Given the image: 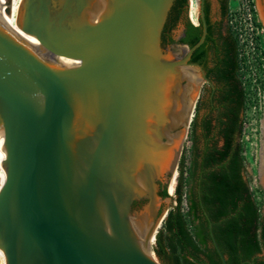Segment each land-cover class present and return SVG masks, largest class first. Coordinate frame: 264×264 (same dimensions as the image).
Listing matches in <instances>:
<instances>
[{"label":"water","instance_id":"obj_1","mask_svg":"<svg viewBox=\"0 0 264 264\" xmlns=\"http://www.w3.org/2000/svg\"><path fill=\"white\" fill-rule=\"evenodd\" d=\"M174 2L23 0L16 38L0 0L7 264H161L147 255V239L167 217L159 183L178 173L191 130L200 83L186 65L209 83L190 63L205 42V19L193 48H168L186 49L182 59L162 46ZM260 182L264 188L261 167ZM136 201L144 204L134 209Z\"/></svg>","mask_w":264,"mask_h":264},{"label":"trees","instance_id":"obj_2","mask_svg":"<svg viewBox=\"0 0 264 264\" xmlns=\"http://www.w3.org/2000/svg\"><path fill=\"white\" fill-rule=\"evenodd\" d=\"M221 5L222 20L212 22L211 6L206 4L208 33L190 59L203 68L209 83L203 87L191 125L189 166L185 149L179 165L176 204L156 236L153 252L161 264H223L211 232L227 264H264V213L251 188L244 156L247 92L240 75V45L228 26L229 0ZM188 14L189 0H175L163 34H170L185 16V36L178 43L193 48L204 24L202 20L193 24ZM171 186L164 187L163 199L171 197Z\"/></svg>","mask_w":264,"mask_h":264},{"label":"rangeland","instance_id":"obj_3","mask_svg":"<svg viewBox=\"0 0 264 264\" xmlns=\"http://www.w3.org/2000/svg\"><path fill=\"white\" fill-rule=\"evenodd\" d=\"M212 3L215 12L216 0H212ZM229 8L228 26L239 41L241 59L240 75L247 92L243 138L246 170L255 198L262 213H264V188L260 182V167L262 165V152L264 149V35L261 31H259L261 35H258L257 31V26L260 28L264 26L258 19L255 0H250V3L248 0H229ZM249 13L253 14V26L251 25V21L248 20ZM188 17L192 22L190 18V6ZM180 33L181 29L179 28L175 31V37H178ZM166 48L168 53L175 50H168L170 46H166ZM198 71L201 74L199 69ZM205 84L206 83H203L202 85L201 94ZM188 140L185 144L187 166H189L191 154V143L190 140L188 143ZM178 174L179 171L177 173V178ZM177 178L175 184L171 186L173 190V192L170 193L171 197L163 201L162 215H164L171 206L176 204L174 199L176 197L175 187ZM163 186H167L169 189L170 185L164 182ZM184 210L187 211L186 200L184 202ZM162 226L161 224L159 230ZM189 227L193 230L191 224H189ZM155 245L156 241L154 242L153 248Z\"/></svg>","mask_w":264,"mask_h":264},{"label":"bare ground","instance_id":"obj_4","mask_svg":"<svg viewBox=\"0 0 264 264\" xmlns=\"http://www.w3.org/2000/svg\"><path fill=\"white\" fill-rule=\"evenodd\" d=\"M200 1L201 0H190V12H191V20L193 22H196V19L199 15V10H200ZM23 0H7V10L10 9V12L6 13V22H5V29L7 31H9L12 35H14L16 38L20 32V19H21V15L19 16V10L21 8ZM258 7L260 10V13L262 16H264V0H258ZM179 49V50H178ZM178 50V51H177ZM177 51V52H176ZM176 51H170V56L172 57V60L175 61L176 59H182L184 57V54L187 53L186 49H181V48H177ZM188 66L198 77L199 79V89L194 97V100L192 102L191 108H190V112H189V122H191V120H193L194 118V114H195V108L197 105V99H198V95L200 94L201 91V87L203 85V78L202 75L199 73L198 69L193 67V66ZM264 128V126H263ZM189 135H190V130L188 133V137L187 140L189 139ZM186 140V142H187ZM185 142V144H186ZM185 149V148H184ZM262 165L261 166V172H264V149L262 152ZM177 178V173L174 174L173 178H169L168 180V184L171 186L173 184H175ZM164 216V215H163ZM162 216V217H163ZM161 217V219H162ZM164 221L162 220L158 227L156 228V230H159L160 225H163ZM156 230L153 232L151 237H148L147 239V255L150 258L156 259L155 258V254L153 252V245L155 242V234H156ZM0 264H7L6 263V259L5 256L2 252H0Z\"/></svg>","mask_w":264,"mask_h":264},{"label":"flooded vegetation","instance_id":"obj_5","mask_svg":"<svg viewBox=\"0 0 264 264\" xmlns=\"http://www.w3.org/2000/svg\"><path fill=\"white\" fill-rule=\"evenodd\" d=\"M221 1L222 0H216V11L215 12H214V8H213L212 0H201L200 1V6L201 7H200V10H199V16H198V21H197L198 22V25L200 24V20H202L203 21V24H204V19H205V6H206L207 3H209L210 6H211V16H212L211 21L212 22H218V21L222 20V5H221ZM255 3H256V8H257V16H258V19L262 23V25L264 26V18L260 14V10H259V7H258V0H255ZM189 6H190V3H189ZM190 15H191V12H190ZM190 18H191V16H190ZM206 23H207V21H206ZM179 28L181 29V33L180 34H184V36H185V30H186V18H185V16H181L179 18L178 23H177V26H176V29H174L173 31H171L170 34L165 33V34L162 35V46L163 47L173 45V44L169 43V40H171V39L175 40V42L178 43L176 41V38L177 37H175V31L177 29H179ZM207 29H208V24H207ZM176 43H174V44H176ZM176 49L174 51H176ZM185 55L186 54H184V56ZM163 189H164L163 183L160 182L159 183V190H158V194L159 195L162 193ZM142 204H144L143 201H141V202H137L136 201L133 204V208L136 209V207H139V206L141 207Z\"/></svg>","mask_w":264,"mask_h":264},{"label":"built area","instance_id":"obj_6","mask_svg":"<svg viewBox=\"0 0 264 264\" xmlns=\"http://www.w3.org/2000/svg\"><path fill=\"white\" fill-rule=\"evenodd\" d=\"M248 2L250 3V0H248ZM254 7V6H253ZM252 12V11H251ZM248 20L249 21H251V25L253 26L254 25V22H253V14L252 13H249L248 14ZM196 21H198V17H197V19H196ZM192 23L193 24H195V25H198V22H193L192 21ZM257 31H258V35H261L260 33H259V31H261V33L264 35V27H258L257 26Z\"/></svg>","mask_w":264,"mask_h":264},{"label":"crops","instance_id":"obj_7","mask_svg":"<svg viewBox=\"0 0 264 264\" xmlns=\"http://www.w3.org/2000/svg\"><path fill=\"white\" fill-rule=\"evenodd\" d=\"M264 18V16H262Z\"/></svg>","mask_w":264,"mask_h":264}]
</instances>
